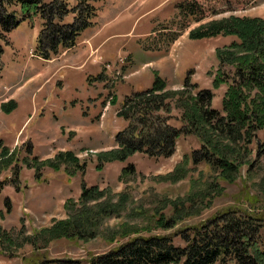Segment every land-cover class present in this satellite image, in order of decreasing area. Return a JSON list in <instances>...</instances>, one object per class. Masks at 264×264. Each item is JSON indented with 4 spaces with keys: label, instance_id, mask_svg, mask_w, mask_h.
<instances>
[{
    "label": "rangeland",
    "instance_id": "374dc122",
    "mask_svg": "<svg viewBox=\"0 0 264 264\" xmlns=\"http://www.w3.org/2000/svg\"><path fill=\"white\" fill-rule=\"evenodd\" d=\"M69 1L71 5H74L75 0ZM142 1L102 0L98 3L99 11L95 21L97 22V28L100 30V35L95 37V42L108 36L105 43L107 51L103 56L107 61H111L107 63L109 65L107 67L111 68L113 72L105 83L107 91L103 95L105 97L115 95L111 99L112 106H115L113 109L117 105L116 109L120 110L125 96L151 88L156 74H159L169 90L182 89L187 77L190 78L189 93H195L199 89H212L215 93L212 106L221 110L227 87L223 85L219 89L213 88L212 74L216 72L219 66L215 53L219 49L229 47L237 38L235 36L219 35L193 39L190 38V33L206 29L212 23L223 22L233 17L261 18L264 20V0H198L197 12L202 13V18L199 20H195L193 16L180 15L178 9L175 10L179 3L186 0ZM142 5L143 9H147L145 19L156 18V20L152 22V26L148 30L146 29L149 32L146 36L144 35L141 39L136 38L131 42L133 37L123 34L129 31H132V33L137 31V34H139L140 28L135 25L132 28L130 23H124V21L126 19L132 20L131 17L137 15ZM161 16H166V18L160 19ZM34 17L36 15L27 20L29 21L27 25L29 35L26 36L25 44L18 43L22 41V38L17 29L13 31L14 41L19 46L29 48L25 50V53H27L26 59L18 63L15 69H12L13 63L10 62V58L13 52L7 50L1 59L3 78H0V81L10 80L12 82L18 74L29 76L36 68L41 69L42 65L45 70L47 67L54 68L58 65V62L41 65V60L30 57L32 53H35L34 48L37 45L34 27L36 25L41 26L43 22L39 16L37 19H34ZM89 30L90 28L82 33L78 40L85 34L91 33ZM8 45H10V35L8 36ZM92 63L95 64L94 59ZM65 74L61 73L59 76L61 79L53 80L46 87L48 91L51 87L55 91L51 95L49 92V97L46 96L45 101L48 103H57V100L61 101L65 98L67 90L64 91L63 97L62 95L58 97L57 95L61 93L56 92L61 88V82L59 81L64 80L65 85L69 83ZM127 75L128 77L125 79L124 77ZM98 80L100 81V79ZM96 81L94 78L90 79L91 83ZM70 86L80 90L78 92L79 98L86 96L87 89L84 87L82 76L77 75L71 81ZM117 87L118 89L115 90ZM40 100L41 98L38 99L39 105ZM108 102L107 104L103 103V109L108 106ZM7 107L11 108L12 104L7 105ZM0 110V114L3 113L5 117L13 118L14 114H10L15 109L11 112H5L2 107ZM41 113L42 111H40L39 117L29 126L28 132L31 133L35 126H42L43 132L46 133L45 136L53 139V146L46 147L47 141L20 140L16 148L13 149L19 151L18 159L22 166V170L18 172L19 183L17 184H19V187L13 186L12 180L16 176L12 170L5 171L2 180H0V182L8 181L5 186H12L16 192L20 193H17L15 197L18 199L19 205H22V212L16 211L10 214V212H7L5 202L6 199L11 200L12 207L13 198L0 196V206H3L5 210L4 217L3 213H0V225L13 239L12 244H5L0 247V264H87L91 257L106 253L139 235H170L175 246L184 247L185 241L181 234L183 232L188 234L187 228L199 225L229 208L243 209L249 214H254L263 219L260 221L262 226L260 227L258 241L264 248V156L258 153V144L264 141L263 132H259L257 138L250 145L252 154L249 156L248 164L242 167L236 182L229 184L219 181L216 173L206 163L193 165L191 161L192 153L201 148V142L196 136L180 137L177 141L176 153L171 158L154 159L137 153L130 157L127 163L120 161L107 162L108 159L103 156L99 160V155L109 153L117 148L115 134L127 126L124 119L114 114V110L109 112L108 117L101 126L96 125L100 129V140H79L75 139V135L73 137L68 136L69 140L63 139L55 128L56 123L52 116H43V118L40 115ZM43 113L47 114L45 111ZM56 114L58 115V113ZM180 116L179 110H173L169 123L180 127L182 125ZM5 129L4 138L16 135V122H10L9 127L7 126ZM83 136L84 134L79 135V138ZM34 142L39 145L36 151ZM29 145L33 148L30 154L28 152ZM96 146L100 149H97ZM61 150L62 152L69 150L68 152H72L76 159L80 161V164L85 163L87 165L85 176L82 175L81 170L76 168V164L67 163L59 171H54L46 166L40 170L42 176L36 178L35 167L28 168L23 164L25 159L29 160L34 157L41 161H46L48 158L54 159ZM37 153H39V156ZM128 163L135 166L136 173L131 177H122L121 171ZM101 166L103 167L102 171L98 169ZM177 176H181L178 181L175 180ZM83 179L89 185L99 186L102 190L108 191L116 197L122 193H129L132 196V202L129 203L127 210L123 212V217L107 221L100 235L92 240L61 238L50 242L39 241L38 245L35 246L29 243L25 244L26 238H33L43 229L50 228L54 221L64 220L68 217L66 204L69 200L75 201L78 199L79 201ZM216 181L220 182L219 186L205 195L204 192L207 188ZM3 188L4 186L0 191ZM31 191L32 193L35 192V196L39 194L38 198L44 197V200L53 199L54 201L34 204V208H31L26 203L30 199ZM67 193L69 197H72L69 200L68 195H63ZM196 193L199 195L200 202L197 206L200 213L186 218L171 230L156 227L158 218L155 215L159 211L160 200L186 199ZM65 200H67L66 203ZM137 212H143V215L133 217V214ZM164 213L168 217L172 215L170 208L166 209ZM64 214L66 217L61 219ZM121 227L126 228L127 231L133 229L139 232H130L131 236L128 238L119 237L113 242L108 241L109 235Z\"/></svg>",
    "mask_w": 264,
    "mask_h": 264
},
{
    "label": "trees",
    "instance_id": "16d2710c",
    "mask_svg": "<svg viewBox=\"0 0 264 264\" xmlns=\"http://www.w3.org/2000/svg\"><path fill=\"white\" fill-rule=\"evenodd\" d=\"M101 1L75 0L71 5L69 0H0V71L8 36L22 22L33 15L43 20L36 54L44 60H52L61 49L74 48L81 34L96 24L98 3ZM176 8L180 15L193 16L195 20L202 18V13L197 12L198 0H186ZM219 35L237 38L229 47L215 53L219 66L212 74L213 88L227 87L222 109L213 108L215 93L212 89L189 93L190 78L187 77L182 89L169 90L159 74L155 73L151 88L124 98L118 117L123 118L127 126L115 136L117 148L99 155V160L103 156L108 159L107 162L127 163L137 153L149 158L167 159L176 153L180 137L196 136L201 148L192 153L193 165L206 163L219 181L236 182L242 167L249 162L252 154L250 145L259 132L264 133V20L233 17L212 23L206 29L192 31L190 38ZM102 78L101 74L97 80ZM11 104L12 107L8 108L7 105ZM2 107L5 112H11L16 103L10 101ZM175 109L181 114L180 127L169 123ZM32 151L29 145V154ZM18 152L3 147L0 142V176L12 170L16 176L12 180L16 188L19 187L18 172L22 170ZM258 153L264 156V141L259 142ZM67 163L76 164L82 175H86L87 165L80 164L68 151L46 161L37 157L23 161L28 168L35 167L36 178L42 176L40 170L46 166L59 171ZM98 169L102 171L103 167ZM135 169L133 164L128 163L123 167L121 176L131 177L136 173ZM180 178L177 176L175 180ZM219 181L212 183L204 194L216 189ZM7 182L1 181L0 189ZM81 190L78 202H67L66 219L54 221L50 228L43 229L33 238H26L25 244L35 246L39 241L50 242L61 238L95 239L105 223L122 218L132 202V196L127 192L116 197L99 186L89 185L85 179ZM198 197L196 193L186 199L160 200V208L155 215L158 218L156 227L171 230L186 218L200 213ZM5 207L10 212L9 199H6ZM168 208L172 212L170 217L164 213ZM235 209H226L199 225L187 228L188 234H181L184 247L175 246L170 235H139L106 253L91 257L87 264H264V248L258 241L262 226L260 221L263 219L243 209ZM136 215L141 216L143 212H137L133 217ZM116 230L109 235L108 241L128 238L130 232H139L133 229L127 231L124 227ZM12 241L0 225V247L12 244Z\"/></svg>",
    "mask_w": 264,
    "mask_h": 264
},
{
    "label": "crops",
    "instance_id": "0c3cea01",
    "mask_svg": "<svg viewBox=\"0 0 264 264\" xmlns=\"http://www.w3.org/2000/svg\"><path fill=\"white\" fill-rule=\"evenodd\" d=\"M142 2H145V0H143ZM146 10L147 9H143V5H142L138 10L137 15L135 16L133 15L131 17L132 20L126 19L124 21V23L127 22L130 23L132 28L134 27V25L137 26V28H140L139 34H137L138 33L137 31L134 33H132V31H129L128 33L123 34L125 36L131 35L133 37L131 42L134 41L136 38L141 39L143 38L144 35L146 36L149 33L146 31V29L148 30V28L152 26V22L156 20V18L146 20L145 19L146 18L145 15L147 14ZM166 16H161L159 18L163 19L166 18ZM37 17L38 16L34 17V19H37ZM28 23L29 21H24L17 28V30L19 31L17 32L20 34V37L22 38L23 41V42L19 41L18 43L25 44L26 36L29 35V31L27 29ZM42 25L43 22L41 26L36 25L34 27V35L37 36V38L42 29ZM89 32H88L89 34L87 35L85 34L80 40H78V43L74 48L66 49V50L62 49L58 57L53 60H43L39 58L35 51L37 45L35 46L34 48L35 53H32L30 57L31 58L35 57L38 60H41V65L44 63L48 65L50 63L58 62V65L56 67L54 68L47 67L45 70L42 65L41 69L36 68L34 71H32V73L29 76H27V74H18L15 76L12 82L10 80H7L6 82L0 81V109L2 108L3 105L7 104L10 101H14L17 105L15 110L10 114V115L14 114L13 118L5 117L3 113H2L3 115L0 114V137H2L0 138V142H2L3 147H7L13 150L14 148H16L18 142L24 139H32V140L36 139L39 140L40 142L47 141L46 147L53 146L54 144L53 139L45 136L46 133L43 132L42 126H35L31 130V133L28 132L30 128L29 126L39 117L40 111H42V113L44 111L47 113V114L41 113L40 114L41 117L52 116V118L55 120L56 123L55 128L61 134L63 139L69 140L68 136L73 137L74 135H75V139H79V140L101 139L100 138L101 135L99 132L100 129H98L96 125L101 126L103 121L108 117L110 111L114 110V114L117 115L119 109L118 110L116 109L117 105L116 108L113 109V107H115L112 106L113 102L111 103L108 102L112 98L111 96H115V95H111L108 97H105L103 95L104 92L107 91L105 87V83L106 81L109 80V76H111L113 72L111 68L107 67L109 66L107 65V63L111 61H107L104 58L105 56H103L106 54L107 51V49L105 48V43L108 39V36H105L99 41L95 42V37L97 35H100V30L97 28V22L93 27L90 28ZM13 34H14L13 32L10 34V45H7L5 47L4 55L6 54L7 50H12L13 53H11L10 62L13 63L12 69H15V67L18 66V63L26 59L27 53H25V50L29 48H26L25 46H19L17 42L14 41ZM4 55L2 56V58L4 57ZM93 59L95 60V64L92 63ZM2 71H3V65H2V70L0 71L1 79L3 78ZM61 73H66L65 75L69 83L65 85L64 80L59 81L61 82V88L58 89L56 92L61 93L57 95L58 97H60V95H62L63 97L64 91L67 90L66 96L61 101L57 100V103L56 102L48 103L47 101H45L46 96L49 97L51 93H55V91H53V87H51L50 91H48V88L46 89V87H48V84L52 83L53 80L61 79L59 78ZM101 74L103 75V78L100 79L99 81L97 80V77ZM77 75L82 76V79L84 81V87L85 89H87V94L84 98L78 97V92L80 90L72 88L70 86L71 81L75 79ZM127 77L128 75L125 76V78ZM93 78L94 80H97L95 83L90 82V79ZM117 89L118 87L115 90ZM49 92L50 95L48 94ZM115 93L117 92L115 91ZM40 95L41 97H39ZM39 98H41L40 105L38 102ZM107 102H108V106H106L105 109H103V103L107 104ZM56 113H58V115ZM102 115H104V117H102ZM12 121L16 122L17 134L14 136H9L8 138H4L3 136L6 131L5 128L7 126L9 127L10 122ZM82 134H84V136L82 138H79V135ZM117 134L118 132L115 134V136ZM34 146L36 151L39 145H37L36 142H34ZM97 149H100V147H97ZM59 152H62V150ZM38 154L39 153H37V155ZM3 176H4V172L0 176V180H2L1 178ZM17 193L18 192H16V190L12 186H4V188L0 191V196L2 197L4 196V198L12 197L14 199V200L12 199V207H10V214H13L16 211L22 212V205H19V201L15 197ZM5 195L8 196L6 197ZM38 195L35 196V192L32 193L31 191L30 199L27 200L26 202L31 206V208H34V204H40L42 202L51 203V200L54 201L53 199L49 201L48 199L44 200V197L38 198ZM63 195H68V200L72 198L69 197L68 193ZM66 201L67 200H65V203ZM75 201H78V199ZM4 212L5 210L3 206H0V213H3V217L5 215ZM31 213L34 214L33 211H31ZM65 217L66 216L64 214V216L61 217V219H64Z\"/></svg>",
    "mask_w": 264,
    "mask_h": 264
}]
</instances>
